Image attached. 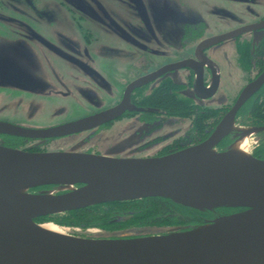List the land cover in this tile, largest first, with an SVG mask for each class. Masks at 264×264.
I'll use <instances>...</instances> for the list:
<instances>
[{
    "label": "flooded vegetation",
    "instance_id": "obj_1",
    "mask_svg": "<svg viewBox=\"0 0 264 264\" xmlns=\"http://www.w3.org/2000/svg\"><path fill=\"white\" fill-rule=\"evenodd\" d=\"M54 1L77 17V22L52 24L47 8L32 6L35 16L31 22L0 23V104L4 106L0 113L7 112L8 101L19 106L26 98L53 95L73 99L94 90L109 98L116 88L118 95L105 105L97 94L94 99L88 96L87 107L93 112L53 125L25 124L12 112L1 115L0 122L48 129L117 107L121 111L87 131L47 139L0 135L1 145L47 152L53 143L80 136L82 142L78 140L76 146H81V153L157 158L207 141L228 118L227 130L213 149L223 152L245 137L248 153L264 160V80L237 106L244 91L264 74V0H214L215 4L203 8L185 0ZM113 2L122 7L120 15L112 9ZM57 9H53L56 16L62 18ZM58 24L69 30L77 28L100 45L92 58L70 35L56 28ZM113 40L129 50L109 48L106 44L115 43ZM14 114L17 119H9ZM117 124L123 127L117 139L104 146L89 145ZM53 189L56 187H40L32 193ZM148 200L170 205L159 198L95 205L109 213L108 224L100 228L190 229L237 211L217 209L209 212L211 217L198 215L187 220L173 212L164 221H154L143 218L148 214L140 209Z\"/></svg>",
    "mask_w": 264,
    "mask_h": 264
},
{
    "label": "water",
    "instance_id": "obj_2",
    "mask_svg": "<svg viewBox=\"0 0 264 264\" xmlns=\"http://www.w3.org/2000/svg\"><path fill=\"white\" fill-rule=\"evenodd\" d=\"M264 74L242 94L240 105ZM121 108L48 129L0 122V135L47 139L93 129ZM234 111V110H233ZM205 142L157 158L30 152L0 144V264H264V160ZM53 186L56 189L31 193ZM159 198L199 212L233 209L190 229L159 235L83 238L36 219L95 205ZM130 232V231H129Z\"/></svg>",
    "mask_w": 264,
    "mask_h": 264
},
{
    "label": "rangeland",
    "instance_id": "obj_3",
    "mask_svg": "<svg viewBox=\"0 0 264 264\" xmlns=\"http://www.w3.org/2000/svg\"><path fill=\"white\" fill-rule=\"evenodd\" d=\"M188 5H194L197 8H203L205 4H215L214 0H185ZM108 2V0H106ZM110 3H107V5ZM114 7L112 8L114 12L118 15L122 12V7L118 6L116 3H114ZM52 5V6H51ZM39 9L42 10L44 8H47V12H49V15L52 16V24H57L60 22H66L67 23H73L77 22L78 18L75 16H72L69 10H66L64 7H60L58 2L54 0H0V23H10L14 22L15 19H19L22 22H31L34 15V11L32 9ZM109 6V5H108ZM58 8L57 10L60 11V13L63 15L62 18L56 16V13L54 12V8ZM110 7V6H109ZM18 8V10H16ZM63 19V21H61ZM78 22L86 23L84 20H79ZM60 26H56L59 29H61L63 34L70 35L69 38L71 40H75L79 43V45L88 52V55H91L90 58H92V53L95 50H98L100 45H96L92 41H90L92 38L85 37V34L82 31H78L77 28H73L71 30L66 29L63 27V25L58 24ZM73 33V35L71 34ZM72 35V37H71ZM92 37V36H91ZM105 41V40H104ZM115 43H109L106 44L109 48L113 47L111 49L116 50L119 48L120 50H123L124 52L128 51L127 47L123 46L122 44L116 42ZM69 52V51H68ZM70 53V52H69ZM116 53V52H115ZM54 54V53H53ZM53 59V58H52ZM59 60V59H58ZM58 62V61H57ZM52 65L55 67L54 69L58 70L56 67V64L54 63V59L52 62ZM74 67V66H73ZM75 69L78 71V69L75 67ZM115 94H112L110 96L104 97L102 93H97V91H89L88 94L82 96L81 98L75 97V98H66L62 99L59 97L54 98L53 95L50 98H35L34 100H28L27 98L24 99L23 103L21 105H15L12 106V101H8L7 107L5 110L7 112H1V115L5 117L4 115L7 113H16V115H20L21 118L17 119V116L14 114L12 118H9L11 120H19L25 124L29 125H36V126H45V125H53L60 121H68L83 115H86L88 113L93 112V109L91 107H87V101L88 96L94 97L97 94V97L100 96L101 102H104L103 105L109 104L112 102V99L118 95V88H116ZM49 96V95H48ZM30 103V104H29ZM3 104H0V111L3 108ZM18 107H21V110L17 111ZM15 108V109H14ZM9 111V112H8ZM120 124L115 125L113 128L106 129L102 131L98 136L93 138L94 142H91L89 145H93L94 143L99 144L101 146H104L108 140L117 139L120 135V130L123 129V127ZM252 138V137H251ZM250 138V139H251ZM81 140L80 136H78L76 139H66L61 140L56 143L51 144L48 148H46V151H81V146L77 147L76 145L79 144ZM75 141V142H74ZM78 141V142H77ZM97 141V142H95ZM72 142H74L72 144ZM76 143V144H75ZM72 145V146H70ZM248 148L250 150V146H252V140H249ZM246 153H248L246 149ZM250 155V154H249ZM115 156V155H114ZM50 191V190H48ZM40 192V191H39ZM32 193V192H31ZM170 202V201H169ZM180 206L174 203L170 202V205L165 204L163 202H159V206L163 209L167 210L169 213L178 212L179 209L175 206ZM139 207V206H138ZM183 207V206H181ZM186 208V207H185ZM178 209V211H177ZM190 209V208H188ZM143 212L142 214H144ZM65 214V213H64ZM63 215V214H58ZM58 215H52L50 217H46L42 222H39L40 225H50L51 228H54L57 232H64L66 234L79 236L83 238H106V237H117V235H125L129 234L132 236H144V235H159L162 233L170 232L172 229H176L177 231L185 230L180 228H171V227H162V228H155V229H147V228H133V229H126L123 231H107L104 228L100 227H80V226H61L54 222V220L57 218ZM130 231V232H129Z\"/></svg>",
    "mask_w": 264,
    "mask_h": 264
},
{
    "label": "trees",
    "instance_id": "obj_4",
    "mask_svg": "<svg viewBox=\"0 0 264 264\" xmlns=\"http://www.w3.org/2000/svg\"><path fill=\"white\" fill-rule=\"evenodd\" d=\"M34 189L30 190L32 192ZM166 203H170L168 200H165ZM175 206V205H174ZM179 209L177 218H181L184 220L187 219H197L198 215L211 217L212 214L209 212H199L193 209H188L181 206H175ZM141 210L146 212L145 217L143 218H151L154 221H164L165 215L169 214V212L162 207L159 206L158 202L154 200H148L143 206L140 207ZM225 213L236 211L233 209H218ZM46 217H41L35 220L36 223L42 222ZM109 213L104 212L97 207H88L84 209H79L76 211L67 212L63 215H58L54 222L61 226H82V227H101L105 224H108Z\"/></svg>",
    "mask_w": 264,
    "mask_h": 264
},
{
    "label": "bare ground",
    "instance_id": "obj_5",
    "mask_svg": "<svg viewBox=\"0 0 264 264\" xmlns=\"http://www.w3.org/2000/svg\"><path fill=\"white\" fill-rule=\"evenodd\" d=\"M246 141L247 140L245 139V137H243L242 139H240L239 141H237L236 143H234L233 144L234 145L233 146V150L236 151V152L246 153V144H247ZM43 227L55 231V229L54 228H51L50 225H45Z\"/></svg>",
    "mask_w": 264,
    "mask_h": 264
}]
</instances>
